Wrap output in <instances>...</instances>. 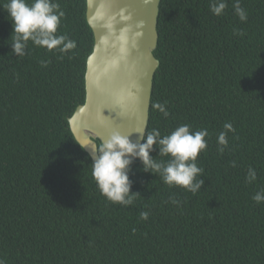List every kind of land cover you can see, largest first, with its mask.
<instances>
[{
    "label": "trees",
    "instance_id": "1",
    "mask_svg": "<svg viewBox=\"0 0 264 264\" xmlns=\"http://www.w3.org/2000/svg\"><path fill=\"white\" fill-rule=\"evenodd\" d=\"M52 2L65 13L56 35L76 47L61 53L29 40L26 54L16 57L3 8L8 0H0V260L264 264V202L252 199L264 190V0H239L246 21L235 12L236 0H226L219 16L210 9L213 0H162L155 51L161 63L147 133L168 135L183 124L192 132L207 129L196 161L205 183L195 194L170 187L137 159L130 179L139 193L128 206L100 193L92 158L69 123L86 98L95 42L87 0ZM220 132L228 140L223 152ZM158 152L150 153L158 162L171 158ZM249 168L257 174L251 183Z\"/></svg>",
    "mask_w": 264,
    "mask_h": 264
},
{
    "label": "water",
    "instance_id": "2",
    "mask_svg": "<svg viewBox=\"0 0 264 264\" xmlns=\"http://www.w3.org/2000/svg\"><path fill=\"white\" fill-rule=\"evenodd\" d=\"M161 2L87 0L95 42L87 59L85 101L69 117L79 143L98 145L114 130L134 141L139 139L138 129L147 134L161 63L155 54Z\"/></svg>",
    "mask_w": 264,
    "mask_h": 264
},
{
    "label": "clouds",
    "instance_id": "3",
    "mask_svg": "<svg viewBox=\"0 0 264 264\" xmlns=\"http://www.w3.org/2000/svg\"><path fill=\"white\" fill-rule=\"evenodd\" d=\"M227 7L226 0H213L210 9L213 14L219 16ZM12 21V43L11 52L16 57L26 54L27 43L31 40L36 46L46 47L49 51L57 49L65 53L76 47L75 41L64 35L57 36V29L61 18L65 13L60 10L58 3L52 0H8L3 5ZM235 12L241 21L248 19L246 11L240 6L239 0L234 5ZM243 35V33H237ZM46 65V62L42 61ZM154 107L164 116L169 111L164 104L157 102ZM191 126L183 124L178 126L168 135H161L158 129H152L145 135L143 128L138 129L139 139L132 140L131 135H125L119 130H114L98 145L89 143L87 146L80 144L82 148L88 149L92 158V178L95 180L100 193L109 201L124 206L131 205L135 194L132 192V180L130 173L132 164L138 159L142 164V170L159 175L167 185L178 186L197 193L205 183L203 169L198 167L196 161L200 152L207 147L205 137L208 136L207 129L192 132ZM224 128L235 131L231 123H225ZM217 143L220 151L227 146L226 132H220ZM158 147L160 156H170L165 163L156 161L150 153ZM233 166H235L233 164ZM199 177V178H198ZM257 179L255 169L249 168L246 180L251 183ZM257 203L264 202V190L255 193L252 197ZM170 202L179 206L174 196ZM148 213H141V219H147ZM0 264L4 261L0 260Z\"/></svg>",
    "mask_w": 264,
    "mask_h": 264
}]
</instances>
